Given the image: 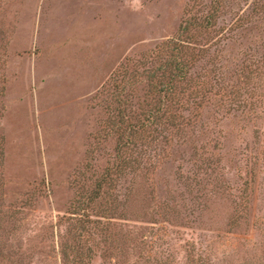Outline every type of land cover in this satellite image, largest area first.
<instances>
[{
	"label": "rangeland",
	"instance_id": "obj_1",
	"mask_svg": "<svg viewBox=\"0 0 264 264\" xmlns=\"http://www.w3.org/2000/svg\"><path fill=\"white\" fill-rule=\"evenodd\" d=\"M201 1L200 16L210 0ZM190 4L0 0V264L70 261L69 208L81 189L73 180L115 155L101 125L122 107L116 70L163 61L158 46L176 36ZM227 4L192 52L180 111L191 122L158 125L133 149L136 162L110 189L114 215L102 219L110 240L94 222L104 200L88 209L85 263L264 264L262 0ZM125 86L134 110L147 83Z\"/></svg>",
	"mask_w": 264,
	"mask_h": 264
},
{
	"label": "trees",
	"instance_id": "obj_2",
	"mask_svg": "<svg viewBox=\"0 0 264 264\" xmlns=\"http://www.w3.org/2000/svg\"><path fill=\"white\" fill-rule=\"evenodd\" d=\"M228 1L210 0L206 13L200 16L203 1L191 0V6L187 10L189 17L180 24L176 36L163 42L160 47L158 46L157 52L165 55L163 61L144 69L141 73H137L131 60L116 70L120 79H115L116 84L119 82L117 84L119 90L114 96L121 102L122 107H119L114 119L107 121L106 126L101 125V137L114 140V159L111 165L103 168L100 173L89 174L87 170H84L79 177L73 180L74 187L81 189L76 192L69 208L71 217H74V230H70L73 244L68 247V250H64V257L67 260L70 256L72 258L70 259L71 263L68 261L64 264H89L87 261V263L84 262L83 255V252L91 250L90 247L84 248V244L93 234L89 229L92 212H88V209L92 205H96L95 202L99 199H103L104 204L102 201H98L97 205L99 206L96 211L98 219L94 222L110 240V227L108 222H103L102 219L111 218L114 215L117 205L110 200V189L125 167H130L132 163L136 162V158H132L133 149L146 144L145 138L151 136L150 132L155 131L158 125L165 124L166 127L170 126L178 131L188 121L191 122V118L182 116L180 111L187 107L185 106L187 99L184 89H188L187 86L191 84L190 69L194 62L192 52L197 45L199 33L214 26V22L224 12ZM238 20H247V18L243 16ZM262 20H264V0H262ZM262 23L264 22L262 21ZM262 32L263 35L264 27H262ZM258 70V68H249L246 75L251 76ZM140 77H143L147 83V90L141 102H138L137 108L127 110V106L130 105L128 98L133 96V92L132 89L129 92L125 85L135 86L140 81ZM183 82L186 84L180 86ZM86 183H88L87 185L91 183L90 190L85 189ZM113 188L115 189V187Z\"/></svg>",
	"mask_w": 264,
	"mask_h": 264
}]
</instances>
